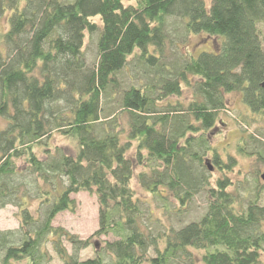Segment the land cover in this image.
Instances as JSON below:
<instances>
[{
  "label": "trees",
  "instance_id": "trees-1",
  "mask_svg": "<svg viewBox=\"0 0 264 264\" xmlns=\"http://www.w3.org/2000/svg\"><path fill=\"white\" fill-rule=\"evenodd\" d=\"M3 16L0 207L17 205L20 225L0 229V264H48L53 252L62 264H261L260 191L240 202L227 175L212 183L207 162L219 170L235 165L208 135L229 108L227 93L240 92L264 120V0H0ZM177 29L184 32L173 39ZM97 31L91 66L85 38ZM191 32L222 37L219 50L169 56L167 45L179 53L175 43ZM128 67L136 74L124 86L120 74ZM186 89L193 97L187 103L180 98ZM113 99L115 112L104 107ZM57 134L75 148L54 143ZM236 146L264 162L255 134H240ZM135 177L183 205L204 193L207 210L154 233ZM80 191L99 203V228L87 238L54 224L60 212L77 210L72 194ZM92 246L93 256L82 258Z\"/></svg>",
  "mask_w": 264,
  "mask_h": 264
},
{
  "label": "rangeland",
  "instance_id": "rangeland-1",
  "mask_svg": "<svg viewBox=\"0 0 264 264\" xmlns=\"http://www.w3.org/2000/svg\"><path fill=\"white\" fill-rule=\"evenodd\" d=\"M96 20L101 24L100 19L97 17ZM0 22L4 24L7 22V16H3ZM261 35L263 37L264 45V23L260 24ZM172 30V29H171ZM184 32L183 30L177 29L172 31L171 37L175 39L177 33ZM99 31L95 33H87L85 38L84 52L88 64L91 66L98 60L97 53V42H98ZM178 38V37H177ZM182 41L176 42L175 45L169 43L166 47L167 54L173 56L179 55L181 58L184 55L190 53L194 56H198L203 51H217L220 48L222 37L209 35L204 32L200 33H187ZM1 49L6 54V44L2 43ZM175 50V52H174ZM173 54V55H172ZM136 71L131 68L124 69L120 74L121 79L125 81L124 86L132 85V78ZM147 81V79H146ZM182 101L188 102L192 99V92L186 89L183 95L180 97ZM170 99L175 100V97ZM228 102L227 111H221V119L219 120L217 127L214 130H210L209 143L210 146L215 149L223 160L230 154L234 157L235 165L232 170H219L214 168L212 172V183L215 184L219 177L228 176L229 181L233 183L232 188H237L240 202H248L254 199L255 194L260 191L261 203L264 205V180L261 179L260 175L264 172V162L258 161L254 156H243L237 151V138L240 134L248 135V132L255 134L260 141L264 142V120L260 114L252 113L246 103L242 100L240 92H231L226 94ZM118 99L109 100L107 105H104L107 110H113L114 112L118 109ZM108 106V107H107ZM106 110V112H107ZM253 118L255 120H253ZM244 119L251 122V126L248 125ZM6 124V119L0 116V129ZM248 128V132L242 130ZM54 143H59L63 148L67 150H73L75 143L72 139H67L57 134L54 138ZM249 148L252 144L248 142ZM251 150V149H250ZM264 150V147H261ZM136 151V143H134L130 156H134ZM42 153V151H39ZM211 152V151H210ZM213 158L212 154L207 156ZM212 163L213 160L211 161ZM141 170V167H137V173ZM132 186L136 191V195L142 199L143 210L145 216L143 218L146 226L157 233L159 230L164 231L166 227L174 225L180 227L183 224L199 219L207 210L208 200L204 193L196 194L186 205L181 204L178 200L172 196L166 188H162V193L167 198L161 199L154 195L149 190L142 187L137 177L134 178ZM72 197L77 200L78 207L75 212L62 211L60 212L55 220V225H62L69 229L73 233L79 234L82 238H87L95 230L99 228V203L97 195L88 191H80L73 193ZM20 225L19 207L15 204H7L5 207H0V229L4 231H16ZM106 236H102L101 240L106 239ZM111 238V236H110ZM114 238V236H112ZM95 241V239H94ZM93 246L84 250L81 253L82 258L93 256ZM198 255H201L199 251H196ZM53 259L48 264H62L59 257L53 252ZM261 264H264V252L261 256Z\"/></svg>",
  "mask_w": 264,
  "mask_h": 264
},
{
  "label": "water",
  "instance_id": "water-1",
  "mask_svg": "<svg viewBox=\"0 0 264 264\" xmlns=\"http://www.w3.org/2000/svg\"><path fill=\"white\" fill-rule=\"evenodd\" d=\"M207 164H208L210 170L214 169V165L211 161H208ZM261 178L264 180V172L261 174Z\"/></svg>",
  "mask_w": 264,
  "mask_h": 264
}]
</instances>
